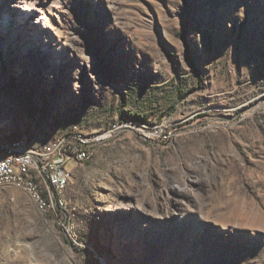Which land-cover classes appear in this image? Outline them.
<instances>
[{
	"label": "rangeland",
	"instance_id": "374dc122",
	"mask_svg": "<svg viewBox=\"0 0 264 264\" xmlns=\"http://www.w3.org/2000/svg\"><path fill=\"white\" fill-rule=\"evenodd\" d=\"M40 2L47 41L0 21V143L104 138L56 212L0 186V264H264V0Z\"/></svg>",
	"mask_w": 264,
	"mask_h": 264
},
{
	"label": "built area",
	"instance_id": "2783aa9c",
	"mask_svg": "<svg viewBox=\"0 0 264 264\" xmlns=\"http://www.w3.org/2000/svg\"><path fill=\"white\" fill-rule=\"evenodd\" d=\"M104 136L95 135L84 138L79 133L64 140H75L76 148L69 153L61 152V143L49 142L43 151L30 147H8L0 151V175L9 174L10 179H23L33 185V190L40 191L43 202L49 212H56L59 199L65 196L71 181L74 165L82 164L86 155Z\"/></svg>",
	"mask_w": 264,
	"mask_h": 264
},
{
	"label": "bare ground",
	"instance_id": "6f19581e",
	"mask_svg": "<svg viewBox=\"0 0 264 264\" xmlns=\"http://www.w3.org/2000/svg\"><path fill=\"white\" fill-rule=\"evenodd\" d=\"M6 4V3H5ZM42 2L40 0H10V6L4 7L3 14L1 15L0 21L2 23H9L10 20L14 19L17 15L20 17L19 20V30L24 34H32L34 39H40L47 41L48 36L50 34V26L49 16L43 11ZM56 33V32H55ZM57 35V34H56ZM115 128V126H114ZM79 133L84 138H91L92 136H88L86 134ZM68 137H74V133L63 137L62 139L54 142L61 143L62 140L67 139ZM95 145V144H94ZM93 145V147H94ZM8 147H30L25 139H16L11 142L0 143V151H7ZM76 148L75 140H64L61 143V152L69 153V149ZM36 151H39L36 149ZM93 156V148L86 155V161H89ZM18 185L25 192H27L32 199L37 203V206L41 209L42 212H49V207L46 205V202H43L40 191L33 190V185L25 182L23 179H10L9 174H1L0 175V186L5 185ZM187 186V181H182L181 186ZM68 188V187H67ZM177 193L180 197L188 196L193 194L192 192L182 193L180 190H177ZM63 197L59 199V206L63 205ZM155 232L154 234H156Z\"/></svg>",
	"mask_w": 264,
	"mask_h": 264
},
{
	"label": "trees",
	"instance_id": "16d2710c",
	"mask_svg": "<svg viewBox=\"0 0 264 264\" xmlns=\"http://www.w3.org/2000/svg\"><path fill=\"white\" fill-rule=\"evenodd\" d=\"M126 119H128L130 121H138V122H141L144 124L149 123L148 116H145V115H130Z\"/></svg>",
	"mask_w": 264,
	"mask_h": 264
}]
</instances>
